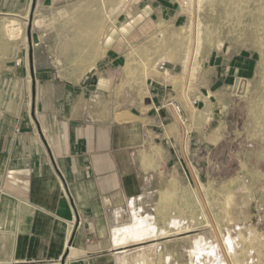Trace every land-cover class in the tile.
I'll list each match as a JSON object with an SVG mask.
<instances>
[{"label": "crops", "instance_id": "obj_1", "mask_svg": "<svg viewBox=\"0 0 264 264\" xmlns=\"http://www.w3.org/2000/svg\"><path fill=\"white\" fill-rule=\"evenodd\" d=\"M60 1L0 0V16L46 15ZM93 5L61 13L72 27L31 26L0 74V264H135L132 246L115 247L119 231L194 181L192 151L219 143L255 71L253 55L222 45L194 70L179 0L128 9L103 43L108 20ZM74 40L90 64L65 62L61 44Z\"/></svg>", "mask_w": 264, "mask_h": 264}, {"label": "rangeland", "instance_id": "obj_2", "mask_svg": "<svg viewBox=\"0 0 264 264\" xmlns=\"http://www.w3.org/2000/svg\"><path fill=\"white\" fill-rule=\"evenodd\" d=\"M81 1H60L45 13L41 12L46 15H40L37 9L29 12L27 19L26 15L21 19L23 35L14 43L6 39L4 27L17 18L0 16V74L6 62L17 57L21 47H28L31 26L37 27L36 21L45 22L43 27H38L44 31L72 27L76 23L62 21L60 15L66 11L78 12ZM149 1L153 0L107 3L113 14L100 32V42L106 41L110 31L117 28L119 16L128 9L134 12L140 3ZM179 1L190 16L188 31L185 30L189 35V48L200 30L202 40L195 69L198 58H203L212 47L222 45L232 47L233 52L253 55L255 71L240 107L227 120L226 134L220 135L219 143L209 150L192 151L190 167L194 181L185 185L180 182L173 196L165 189L150 202L145 213H134V223L138 215L158 230L172 234L129 247L126 256L134 255V263L139 264L138 250L153 248L151 256L143 257L147 264H264V133L260 131L263 124L260 112L264 109V24L261 18L264 0H203L200 6H194L190 0ZM92 8L106 17L99 1ZM136 56L147 65L157 64L153 55L145 59L144 55ZM58 60L59 55L54 54L56 65ZM172 222L181 223L182 227L177 228ZM183 227H193V230L180 233L178 229L184 231Z\"/></svg>", "mask_w": 264, "mask_h": 264}, {"label": "bare ground", "instance_id": "obj_3", "mask_svg": "<svg viewBox=\"0 0 264 264\" xmlns=\"http://www.w3.org/2000/svg\"><path fill=\"white\" fill-rule=\"evenodd\" d=\"M98 1L105 8L104 11L106 13L105 14L106 18L110 17L113 14L112 13L113 9H112V7L110 9H108L107 3L114 5V3L117 0H92L94 5ZM124 1H126V0H121V2H124ZM202 1L203 0H190V2L194 6H198V5L200 6ZM106 11H109V13H107ZM261 11H262L261 18H262V22L264 24V5L261 7ZM77 24H80V23H77ZM34 25L37 27H43L45 25V22H43V20H39V21H36L34 23ZM105 26H106L105 22H103V21L100 22L99 29H98V31H99L98 35L99 36H100V32L103 31ZM84 29L85 28H83V27L79 28V30H84ZM23 30L24 29H23V25H22L21 21H19L17 19L12 20V21L6 23V25L4 27L5 37L10 43H14L20 38V36L23 35ZM201 40L202 39L200 37V30H199L198 37H196L194 39V43H193V40L191 41V47L188 48L189 50H188V53L186 55L187 56V63L192 64L193 69H195L194 63L197 60V56L199 54V45L201 43ZM192 44H193V46H192ZM61 48L63 51L61 56H63L65 58L66 63L73 64L74 65L73 67L80 68L83 65L90 64L92 62L91 55L87 52L85 45L83 47L80 43H78L75 40H74V42H72L70 44L69 43L61 44ZM99 49H101V48H99ZM58 62H59V64H62V65L64 63V61H62L61 59H59ZM260 120L263 123L260 127V131L262 133H264V109L261 110V112H260ZM171 224L177 226V228L182 227L181 223L176 224L175 222H172ZM178 230L180 233H182V232L188 233V232H191L193 230V227L192 228L191 227H183L184 231H181L182 229H178ZM171 234H172V232H166V231L164 232V231L158 230L156 226H154L152 223H150V221L143 220L142 218L138 217V215H135V223L131 226V228L119 231V233L116 237V240H115V247L116 248H123V247H127V246L141 245V244H145L151 240L162 239L163 237L171 235ZM153 247H155V246L153 245ZM155 249H157V248L155 247ZM153 251H154L153 248H143V249L138 250L137 255L139 258H141L143 256H151ZM234 251H235V249H234ZM144 264H147V260Z\"/></svg>", "mask_w": 264, "mask_h": 264}, {"label": "built area", "instance_id": "obj_4", "mask_svg": "<svg viewBox=\"0 0 264 264\" xmlns=\"http://www.w3.org/2000/svg\"><path fill=\"white\" fill-rule=\"evenodd\" d=\"M35 46H36V47L40 46V43H39V42L36 43ZM163 68H164V67H162V69H163Z\"/></svg>", "mask_w": 264, "mask_h": 264}]
</instances>
